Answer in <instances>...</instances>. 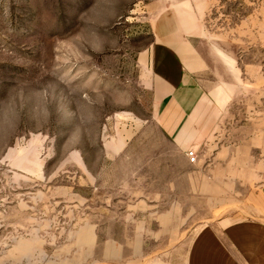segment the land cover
<instances>
[{
    "label": "rangeland",
    "instance_id": "rangeland-1",
    "mask_svg": "<svg viewBox=\"0 0 264 264\" xmlns=\"http://www.w3.org/2000/svg\"><path fill=\"white\" fill-rule=\"evenodd\" d=\"M177 12L218 108L189 174L148 56ZM256 184L264 0H0V264L168 258Z\"/></svg>",
    "mask_w": 264,
    "mask_h": 264
},
{
    "label": "crops",
    "instance_id": "crops-1",
    "mask_svg": "<svg viewBox=\"0 0 264 264\" xmlns=\"http://www.w3.org/2000/svg\"><path fill=\"white\" fill-rule=\"evenodd\" d=\"M167 18L161 20L166 25L159 24L148 53L157 94L156 118L162 132L184 154L188 149L199 153L217 126V103L197 77L199 34L194 22L180 12L171 13L169 24ZM196 163L187 158L186 173L189 165ZM241 203L240 208L196 227L183 246L168 247V258L101 264H264V184L250 186ZM169 213L165 217L173 216ZM177 248L182 251L174 257L172 252Z\"/></svg>",
    "mask_w": 264,
    "mask_h": 264
},
{
    "label": "built area",
    "instance_id": "built-area-1",
    "mask_svg": "<svg viewBox=\"0 0 264 264\" xmlns=\"http://www.w3.org/2000/svg\"><path fill=\"white\" fill-rule=\"evenodd\" d=\"M185 154L189 161L195 162L198 158V153L193 149H188L185 151Z\"/></svg>",
    "mask_w": 264,
    "mask_h": 264
}]
</instances>
